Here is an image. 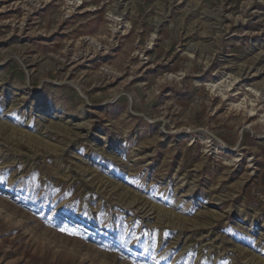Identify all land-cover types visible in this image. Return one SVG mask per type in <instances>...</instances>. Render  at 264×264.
<instances>
[{
  "label": "rangeland",
  "instance_id": "374dc122",
  "mask_svg": "<svg viewBox=\"0 0 264 264\" xmlns=\"http://www.w3.org/2000/svg\"><path fill=\"white\" fill-rule=\"evenodd\" d=\"M0 264H264V0H0Z\"/></svg>",
  "mask_w": 264,
  "mask_h": 264
},
{
  "label": "snow or ice",
  "instance_id": "6c2138e0",
  "mask_svg": "<svg viewBox=\"0 0 264 264\" xmlns=\"http://www.w3.org/2000/svg\"><path fill=\"white\" fill-rule=\"evenodd\" d=\"M70 234L75 235V233H70Z\"/></svg>",
  "mask_w": 264,
  "mask_h": 264
}]
</instances>
